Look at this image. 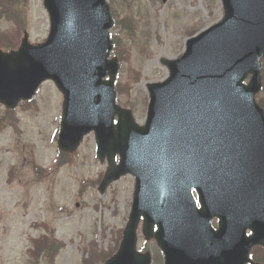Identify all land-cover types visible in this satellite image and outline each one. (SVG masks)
<instances>
[{
  "label": "water",
  "instance_id": "1",
  "mask_svg": "<svg viewBox=\"0 0 264 264\" xmlns=\"http://www.w3.org/2000/svg\"><path fill=\"white\" fill-rule=\"evenodd\" d=\"M223 3L222 20L189 39L179 58L162 60L170 77L148 85L144 127L116 104L120 66L109 59L114 19L107 0H45L49 38L33 45L26 34L18 50L0 49L1 103L15 108L44 80H54L65 97L59 148L74 152L95 130L97 155L110 164L100 192L122 175L137 177L123 241L105 264H151L150 252L137 250L142 217L144 234L156 238L165 264H245L252 246L264 245V112L255 101L262 86L264 0ZM214 216L226 231L229 222L235 227L227 241L209 231ZM216 239L222 249L208 248Z\"/></svg>",
  "mask_w": 264,
  "mask_h": 264
},
{
  "label": "rangeland",
  "instance_id": "2",
  "mask_svg": "<svg viewBox=\"0 0 264 264\" xmlns=\"http://www.w3.org/2000/svg\"><path fill=\"white\" fill-rule=\"evenodd\" d=\"M110 4L116 19L112 33L128 57L121 62L118 101L132 107L144 123L146 84L168 74L161 58L177 57L190 35L223 16V5L221 0H110ZM5 6L0 11V44L12 41L19 46L24 29L33 43L48 37L50 17L43 0ZM62 102V93L46 82L32 104L16 109L18 127L0 128V264H81L92 243L100 251L113 250L128 221L135 179L125 176L106 193L98 192L107 164L96 158L93 133L72 162L44 176L37 174V169L53 167L58 156ZM4 109L0 106V117ZM84 181L88 182L83 185ZM49 229L65 246L54 258L32 256V238ZM154 245L144 239L140 225V249Z\"/></svg>",
  "mask_w": 264,
  "mask_h": 264
},
{
  "label": "trees",
  "instance_id": "3",
  "mask_svg": "<svg viewBox=\"0 0 264 264\" xmlns=\"http://www.w3.org/2000/svg\"><path fill=\"white\" fill-rule=\"evenodd\" d=\"M1 5L2 4H0V6ZM6 44L7 47H13L11 41H8ZM261 102L264 105V99H261ZM5 119L7 120V116L5 117ZM32 242L33 247L29 250V253L35 257L46 254L54 258L58 251L64 246V243L56 239L54 237V234L41 235L39 238L32 239ZM89 253V257L84 259L83 264H97V262L104 261L112 254V251H100L95 245H93L90 248Z\"/></svg>",
  "mask_w": 264,
  "mask_h": 264
},
{
  "label": "flooded vegetation",
  "instance_id": "4",
  "mask_svg": "<svg viewBox=\"0 0 264 264\" xmlns=\"http://www.w3.org/2000/svg\"><path fill=\"white\" fill-rule=\"evenodd\" d=\"M196 204L198 206H200V203L198 201H196ZM210 225L212 227V230H215V231L219 230L220 229V218L219 217L212 218L210 221ZM159 264H164V258L163 257H161Z\"/></svg>",
  "mask_w": 264,
  "mask_h": 264
}]
</instances>
